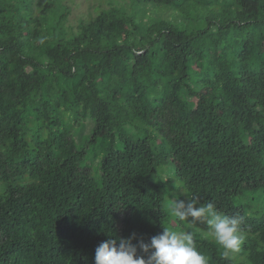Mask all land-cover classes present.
<instances>
[{
	"label": "trees",
	"instance_id": "16d2710c",
	"mask_svg": "<svg viewBox=\"0 0 264 264\" xmlns=\"http://www.w3.org/2000/svg\"><path fill=\"white\" fill-rule=\"evenodd\" d=\"M68 1L0 0V264L165 227L264 264V0H106L75 25ZM192 193L243 217L238 252L168 214Z\"/></svg>",
	"mask_w": 264,
	"mask_h": 264
},
{
	"label": "clouds",
	"instance_id": "9594fccd",
	"mask_svg": "<svg viewBox=\"0 0 264 264\" xmlns=\"http://www.w3.org/2000/svg\"><path fill=\"white\" fill-rule=\"evenodd\" d=\"M178 195L167 204L171 217L189 225L195 221L204 222L207 235L223 250L224 256L240 250L244 241L240 231L243 217L226 214L212 202L201 203L195 193L190 194L187 203L178 199ZM134 239L135 233L128 237L109 235L96 246L93 264H208L207 257L197 247L193 231H173L165 227L147 242L141 238L134 244Z\"/></svg>",
	"mask_w": 264,
	"mask_h": 264
},
{
	"label": "rangeland",
	"instance_id": "374dc122",
	"mask_svg": "<svg viewBox=\"0 0 264 264\" xmlns=\"http://www.w3.org/2000/svg\"><path fill=\"white\" fill-rule=\"evenodd\" d=\"M69 22L75 25L79 18H87L102 7H106V0H69Z\"/></svg>",
	"mask_w": 264,
	"mask_h": 264
}]
</instances>
